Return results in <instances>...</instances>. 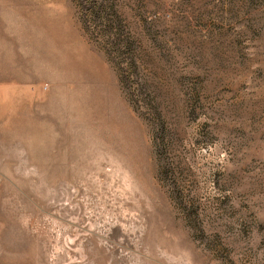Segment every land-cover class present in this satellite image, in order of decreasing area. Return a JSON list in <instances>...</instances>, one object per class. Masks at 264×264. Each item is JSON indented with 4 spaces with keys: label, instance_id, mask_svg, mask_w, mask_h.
I'll list each match as a JSON object with an SVG mask.
<instances>
[{
    "label": "rangeland",
    "instance_id": "rangeland-1",
    "mask_svg": "<svg viewBox=\"0 0 264 264\" xmlns=\"http://www.w3.org/2000/svg\"><path fill=\"white\" fill-rule=\"evenodd\" d=\"M0 264H264V0H0Z\"/></svg>",
    "mask_w": 264,
    "mask_h": 264
}]
</instances>
